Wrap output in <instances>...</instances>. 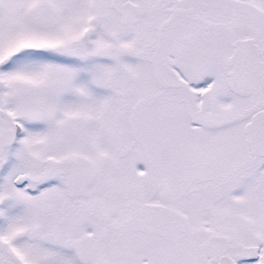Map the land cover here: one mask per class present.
<instances>
[{
  "label": "snow or ice",
  "instance_id": "snow-or-ice-1",
  "mask_svg": "<svg viewBox=\"0 0 264 264\" xmlns=\"http://www.w3.org/2000/svg\"><path fill=\"white\" fill-rule=\"evenodd\" d=\"M0 264H264V0H0Z\"/></svg>",
  "mask_w": 264,
  "mask_h": 264
}]
</instances>
